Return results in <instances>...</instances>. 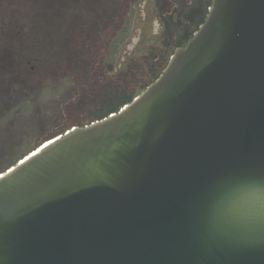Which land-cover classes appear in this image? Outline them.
Wrapping results in <instances>:
<instances>
[{
  "label": "water",
  "instance_id": "water-1",
  "mask_svg": "<svg viewBox=\"0 0 264 264\" xmlns=\"http://www.w3.org/2000/svg\"><path fill=\"white\" fill-rule=\"evenodd\" d=\"M0 264H264V0H211L142 93L1 171Z\"/></svg>",
  "mask_w": 264,
  "mask_h": 264
},
{
  "label": "rangeland",
  "instance_id": "rangeland-1",
  "mask_svg": "<svg viewBox=\"0 0 264 264\" xmlns=\"http://www.w3.org/2000/svg\"><path fill=\"white\" fill-rule=\"evenodd\" d=\"M24 2L0 0L3 7L15 10H21ZM119 4L117 21L98 35L97 60L95 56L87 59L92 60L87 65L82 52L79 69L60 63L48 74L42 68L37 81L26 89V99L21 101L11 94L8 111L0 110L1 171L48 136L89 124L132 101L159 77L181 43L193 36L190 32L191 36L181 40L189 30L185 23H178L177 0H121ZM210 5L211 0L199 23L191 26L193 34ZM171 9L174 12L169 17ZM167 18H171L169 23ZM76 22L74 25L68 18L67 25L57 27L55 35L67 43H83V33L77 31L83 29V22ZM63 46H67L66 41Z\"/></svg>",
  "mask_w": 264,
  "mask_h": 264
},
{
  "label": "trees",
  "instance_id": "trees-1",
  "mask_svg": "<svg viewBox=\"0 0 264 264\" xmlns=\"http://www.w3.org/2000/svg\"><path fill=\"white\" fill-rule=\"evenodd\" d=\"M26 1L21 10H15L10 6L3 7L0 3V110L2 113L8 111L12 93L21 101L29 96L26 89L37 81L36 78L42 68L43 72L49 74L58 64L66 63L73 70H77L82 52L85 57L83 61L87 65L89 61L87 59L100 56L95 51L101 41L98 40V35L109 30L112 24H107V19L115 17L105 14L103 24L92 27L93 24L89 23L83 29L77 28L78 32L83 33V43L78 41L67 43V40H61L55 35L59 26L49 22L52 13L51 0ZM65 41L67 46H63ZM102 49L100 48V51ZM16 162L13 161L12 164Z\"/></svg>",
  "mask_w": 264,
  "mask_h": 264
},
{
  "label": "flooded vegetation",
  "instance_id": "flooded-vegetation-1",
  "mask_svg": "<svg viewBox=\"0 0 264 264\" xmlns=\"http://www.w3.org/2000/svg\"><path fill=\"white\" fill-rule=\"evenodd\" d=\"M120 1L121 0H51L52 13L49 22L54 26L67 25L66 22L68 18H70L71 22H74V25L77 24L78 22L76 21L79 20L83 22V26L89 23L100 25L104 23L103 16L105 14H111V16L115 15V17L107 19L106 23L113 24L119 17ZM209 1L210 0H177V6L179 7L178 23H185L189 30L185 31L181 40H185L188 35H193L191 26L197 23L203 8H205L206 3ZM173 12L172 9L169 10V17ZM57 16H63L65 18L61 19ZM166 21L169 23L171 18H167ZM190 32L191 34H189ZM189 39L188 37L180 46H183Z\"/></svg>",
  "mask_w": 264,
  "mask_h": 264
},
{
  "label": "bare ground",
  "instance_id": "bare-ground-1",
  "mask_svg": "<svg viewBox=\"0 0 264 264\" xmlns=\"http://www.w3.org/2000/svg\"><path fill=\"white\" fill-rule=\"evenodd\" d=\"M47 144V143H46Z\"/></svg>",
  "mask_w": 264,
  "mask_h": 264
}]
</instances>
